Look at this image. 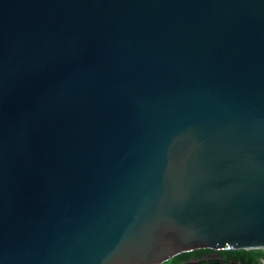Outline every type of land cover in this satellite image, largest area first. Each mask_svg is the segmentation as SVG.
Returning a JSON list of instances; mask_svg holds the SVG:
<instances>
[{
	"label": "water",
	"instance_id": "obj_1",
	"mask_svg": "<svg viewBox=\"0 0 264 264\" xmlns=\"http://www.w3.org/2000/svg\"><path fill=\"white\" fill-rule=\"evenodd\" d=\"M198 248L264 250V0H0V264Z\"/></svg>",
	"mask_w": 264,
	"mask_h": 264
},
{
	"label": "flooded vegetation",
	"instance_id": "obj_2",
	"mask_svg": "<svg viewBox=\"0 0 264 264\" xmlns=\"http://www.w3.org/2000/svg\"><path fill=\"white\" fill-rule=\"evenodd\" d=\"M240 249L198 248L181 252L161 264H264V258L248 259Z\"/></svg>",
	"mask_w": 264,
	"mask_h": 264
},
{
	"label": "trees",
	"instance_id": "obj_3",
	"mask_svg": "<svg viewBox=\"0 0 264 264\" xmlns=\"http://www.w3.org/2000/svg\"><path fill=\"white\" fill-rule=\"evenodd\" d=\"M241 255H246L248 259L254 258H264V250L262 249H240L237 250Z\"/></svg>",
	"mask_w": 264,
	"mask_h": 264
},
{
	"label": "snow or ice",
	"instance_id": "obj_4",
	"mask_svg": "<svg viewBox=\"0 0 264 264\" xmlns=\"http://www.w3.org/2000/svg\"><path fill=\"white\" fill-rule=\"evenodd\" d=\"M232 246L233 247H239L240 245L238 243H236V244H233ZM215 247H219V245H215Z\"/></svg>",
	"mask_w": 264,
	"mask_h": 264
}]
</instances>
